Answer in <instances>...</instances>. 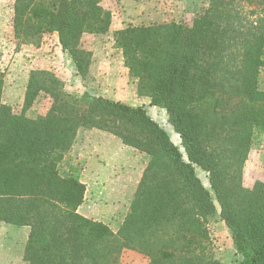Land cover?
Returning <instances> with one entry per match:
<instances>
[{
  "label": "trees",
  "instance_id": "trees-1",
  "mask_svg": "<svg viewBox=\"0 0 264 264\" xmlns=\"http://www.w3.org/2000/svg\"><path fill=\"white\" fill-rule=\"evenodd\" d=\"M103 0H15L19 45L39 47L56 33L77 74L92 53L83 35H106L112 13ZM253 7L243 16L239 6ZM140 97L163 108L187 160L142 106L65 92L46 70L31 72L22 114L2 102L0 70V224L30 227L29 264H117L125 250L149 264H220L205 256L207 219L215 211L196 169L208 173L221 218L240 264H264V181L243 184L255 138L264 133V0H210L190 24L128 27L114 33ZM44 93L46 116L25 112ZM80 129L109 133L149 157L129 212L117 233L78 213L86 186L79 169H64Z\"/></svg>",
  "mask_w": 264,
  "mask_h": 264
},
{
  "label": "rangeland",
  "instance_id": "rangeland-1",
  "mask_svg": "<svg viewBox=\"0 0 264 264\" xmlns=\"http://www.w3.org/2000/svg\"><path fill=\"white\" fill-rule=\"evenodd\" d=\"M209 3L210 0H103L101 5L112 13V25L106 35L85 34L82 36L80 49L91 52L93 56L88 75L80 76L77 74L71 55L63 51L56 33L43 35L39 47L18 46L13 29L15 0H0V70L5 73L2 102L10 106L15 114H22L26 84L31 72L46 70L52 72L62 82L65 92L69 95L82 97L88 94L128 105H138L140 101H143L137 92L138 82L129 75L124 66L122 52L115 47L114 33L128 27L153 24L171 22L190 24L194 18L204 12ZM239 9L242 10L243 16L250 17L249 13L253 7L242 4ZM250 18L254 19V17ZM52 102L49 96L42 93L33 106L25 112V115L31 119L46 116L52 107ZM145 106L149 105L145 104ZM147 113L168 132L173 143L178 146L184 159L187 160L180 135L169 123L167 111L156 107L149 108ZM91 136L81 138L83 144H86L89 139H95ZM96 143L101 144V142ZM137 157L138 168L147 167L149 157L143 153ZM86 161L83 158H74L67 153L63 166L66 170L75 166L79 169L80 175L86 169L88 162ZM101 162L103 161L101 160ZM116 172H118L117 169ZM128 173L131 171L126 170L124 173L121 171L118 179L129 178ZM196 173L202 184L211 193L216 207V211L207 219L210 242L205 256L220 264H240L243 257L237 252L231 231L222 221L220 206L210 187L209 175L200 168L196 169ZM135 175L130 177L133 191L124 192L121 198L114 191V200H109L106 203L107 206L103 202L106 199L98 197L99 199L95 203L97 207L87 206L83 210V214L96 217L101 215V212L105 213L103 219L109 220L107 224L113 232L117 233L129 212L131 202L141 181L139 172H136ZM137 181L139 183L135 189ZM257 181H264V133L255 138L244 167V186L252 188ZM131 195L132 199H130ZM117 203L124 205L119 206ZM117 264H149V259L138 252L125 250Z\"/></svg>",
  "mask_w": 264,
  "mask_h": 264
},
{
  "label": "crops",
  "instance_id": "crops-1",
  "mask_svg": "<svg viewBox=\"0 0 264 264\" xmlns=\"http://www.w3.org/2000/svg\"><path fill=\"white\" fill-rule=\"evenodd\" d=\"M140 99L143 101H140L138 105L131 106H142L146 111L149 108H156L150 105L149 98L140 97ZM145 104L149 106L147 107ZM90 135H92V138L95 137L96 140L89 139L86 144H83L81 138L84 139V137ZM96 142H101V144H97ZM139 154L134 148L125 146L120 139L109 133L99 130L87 131L86 129H80L74 145L69 152V155L74 158H83L88 161H86L85 171L79 175L80 181L86 186V193L84 203L79 207L78 213L94 221L105 224L109 223V220L103 219L105 213L101 212V215L92 217L88 214H83V210L87 206L96 208L95 203L99 198H105L106 201H103L105 204L109 200H114V191L119 194V198H121L124 192L133 191L131 188V184H133L131 183L132 176L136 172H139V179L141 180L146 169V166H142L141 169L138 168L137 155ZM116 169L118 172H116ZM126 170H130L133 175L128 173L127 176L129 178L121 176L122 178L119 180L121 171L124 173ZM138 183L139 181L136 182L135 189ZM130 197L132 199V195ZM117 205L123 206L124 204L117 203ZM30 233V227H18L5 223L0 224V264H29V262L24 260V254Z\"/></svg>",
  "mask_w": 264,
  "mask_h": 264
}]
</instances>
